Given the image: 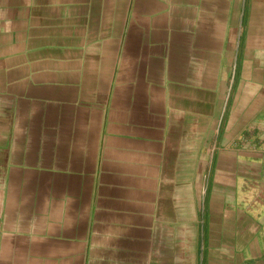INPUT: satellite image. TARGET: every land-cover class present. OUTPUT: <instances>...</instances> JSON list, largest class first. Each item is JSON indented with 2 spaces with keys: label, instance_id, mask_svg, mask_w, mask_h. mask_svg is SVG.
<instances>
[{
  "label": "crops",
  "instance_id": "crops-1",
  "mask_svg": "<svg viewBox=\"0 0 264 264\" xmlns=\"http://www.w3.org/2000/svg\"><path fill=\"white\" fill-rule=\"evenodd\" d=\"M0 264H264V0H0Z\"/></svg>",
  "mask_w": 264,
  "mask_h": 264
}]
</instances>
